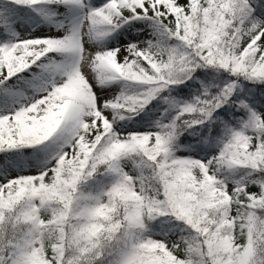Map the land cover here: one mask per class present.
Wrapping results in <instances>:
<instances>
[{
	"label": "snow or ice",
	"instance_id": "1",
	"mask_svg": "<svg viewBox=\"0 0 264 264\" xmlns=\"http://www.w3.org/2000/svg\"><path fill=\"white\" fill-rule=\"evenodd\" d=\"M0 264H264V0H0Z\"/></svg>",
	"mask_w": 264,
	"mask_h": 264
}]
</instances>
